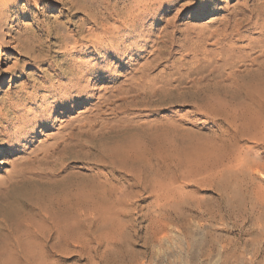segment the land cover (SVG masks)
Masks as SVG:
<instances>
[{
    "label": "rangeland",
    "instance_id": "1",
    "mask_svg": "<svg viewBox=\"0 0 264 264\" xmlns=\"http://www.w3.org/2000/svg\"><path fill=\"white\" fill-rule=\"evenodd\" d=\"M108 1L124 4L127 0ZM253 1L163 0L158 10L157 5L152 7L155 17L145 27L139 25L132 30L133 38L127 40L120 36L122 24L117 22L103 44L84 40L78 46H73L75 37L65 42L60 32L56 38L54 30L58 25L63 26L62 31H72L73 24L80 27V11L69 10L57 0H40L38 5L33 0H9L4 11L0 4V12L8 20L0 28L3 32L0 37V74L3 76L0 129L5 134L13 131L7 142L8 134L0 140V263L17 255L9 264H23L19 261L20 245L36 239L34 230L39 234L49 231V223L43 220L42 213L45 210L50 213L52 208L54 214H50L56 218L59 212L52 207V202L61 197L60 192L64 190L73 197L76 188H80L79 193L85 200L82 220L96 216L100 246L95 248L96 244H90L91 250L86 247L80 256L79 249H67L63 240L66 236L61 234L51 240L58 254L45 264H104L105 251L110 252L106 247L110 239L129 251V260L109 264H264V102L249 101L252 92H259L260 79L256 74L264 68V26H260L264 18L254 12L248 16L245 7ZM49 26L51 31L47 30ZM98 33L103 35L101 30ZM83 35L89 32L86 30L79 36ZM17 38L29 39L31 56L37 57L36 60H29L30 56L15 48ZM171 38L174 42H170ZM162 49L163 56L166 55L161 64L151 65ZM75 64L80 71L69 73L68 69ZM145 66L152 73L149 82L152 85L156 82V87L163 89H151L153 94L166 100L163 104L134 106L131 102L137 100V93L126 94ZM55 73L67 78L54 84ZM157 73L163 80L168 77H165L168 81L153 80ZM81 75V85L68 91L70 79ZM45 86L55 93L45 91ZM247 86H252V90ZM30 93L35 98L28 101ZM61 99L65 101L63 105ZM199 101H203L202 106ZM47 114H51L49 121H37ZM22 122L28 126L39 124L29 131H16L15 127ZM81 125V134L73 139V144L79 143L77 149L83 158L77 160L69 157L70 154L63 157L59 152L63 146L56 147L58 142ZM10 138L16 141L15 147L10 146ZM133 143L139 145L134 144L141 154L136 155L140 150L134 146L132 149ZM50 147L58 149L52 156L43 158L45 149ZM124 148L128 149L124 151L126 155ZM155 148L162 150L155 151ZM151 149L160 151L154 152L155 159ZM117 150L121 153H116ZM122 154L131 157L128 160ZM143 154L153 167L145 162L146 157L140 158ZM108 157L111 161H107ZM136 158L145 162L137 164L139 168L135 165ZM131 159L134 160L131 162ZM28 160L37 162L27 164ZM196 161V165L203 162L204 169L202 173L203 167L195 166L193 175L192 166ZM128 162L135 169L127 166ZM157 162L163 164L159 165L161 170L155 168ZM179 166L184 170L179 171ZM125 167L129 170L131 167L130 172ZM153 171H163L165 176L156 172L154 175ZM140 178L145 180L142 182ZM215 185L223 189L224 200L219 199ZM24 195L37 204V209L32 212L28 206L19 204V213L8 215L15 204L13 200H25ZM89 229L84 228V232ZM33 233L34 238H29ZM42 250L37 248L41 254Z\"/></svg>",
    "mask_w": 264,
    "mask_h": 264
},
{
    "label": "bare ground",
    "instance_id": "2",
    "mask_svg": "<svg viewBox=\"0 0 264 264\" xmlns=\"http://www.w3.org/2000/svg\"><path fill=\"white\" fill-rule=\"evenodd\" d=\"M31 2L32 0H28V2ZM33 1H35V4H37L38 5V3H39V1L40 0H33ZM170 1H172V2H174V1H176V0H170ZM57 2L59 3V4H61L62 6H68V9L69 10H77V11H80V13L82 14V17H81V22H82V24L80 25V27L79 26H77L76 24H73V26H74V28L72 29V31H67V30H65V31H62L61 30V28L63 27H60V25H58V27L59 28H57L56 30H54L55 32H56V35H57V39L59 38V35L60 34H62V35H60V38L61 39H63V37L65 38V42H66V40H69L70 38H74L75 40H73L72 41V43H73V46H78V45H80L81 44V41H84V40H86V41H90V42H94V43H99V44H103L104 43V41L105 40H107L110 36H111V34L113 33L112 31H111V29L115 26V24L118 22V23H121L122 24V29L119 31L120 33H121V35L120 36H123V38L124 39H130V38H133V36H132V34H131V32H132V30L133 29H135V27L137 28L139 25H142V26H146L147 25V21L150 19V18H154L155 17V13L153 12V10H152V7L154 6V5H157V6H155L156 7V9L158 10L159 9V7L162 5V3H163V0H127L124 4H120V2L119 1H117V2H115V3H112V2H109L108 0H57ZM204 2V1H203ZM0 4H3V8H2V10L4 11L5 9H6V7L8 6V4H9V0H0ZM34 4V5H35ZM246 5V4H245ZM204 6H206L205 5V3H204ZM158 7V8H157ZM135 10H137V13L135 14H133V12H135ZM244 10V9H243ZM245 10L246 11H248V13L250 14V15H248V16H251V13L253 14V12L254 13H257V14H255V15H258L257 17H262V18H264V0H254L253 1V3L252 4H250V5H248L247 7H245ZM246 14V13H245ZM241 15V14H240ZM10 17V16H9ZM241 17V16H240ZM242 18H243V16H242ZM245 19H246V17H245ZM262 20V19H261ZM7 21L8 20H6V16L4 15V12H0V28L2 27L3 28V26L4 25H6L7 24ZM112 21V22H111ZM258 23H259V21H257ZM263 22H264V19H263ZM93 24L92 26H90V27H86V25L87 24ZM259 25V24H258ZM260 26H264V23L262 24V25H260ZM78 27V29H76ZM175 27V26H174ZM51 29V27L49 26V27H47V30L48 31H51L50 30ZM70 29V28H69ZM264 29V28H263ZM81 30V31H80ZM88 31L89 32V35H83V36H79L80 34H81V32H85V31ZM99 30H101L102 32H103V35H100L99 33H98V31ZM127 30H129L127 33H125V31H127ZM143 30V29H142ZM62 31V32H61ZM58 32H60V34L58 33ZM2 34H3V32H1V30H0V37L2 36ZM19 37V36H18ZM77 37V38H76ZM173 39H174V37H172ZM171 38V40H170V42L173 40ZM17 41H18V43L15 45V48L16 49H18L20 52H22V53H25V54H27L28 56H30V57H28L29 58V60H36L37 59V57H35V56H31V53H32V50L31 49H29L30 47H31V44L29 43V39L28 38H26V39H23V40H21V39H19V38H17L16 39ZM199 40V39H198ZM65 42L64 43H62L61 45L62 46H64L65 45ZM173 42H174V40H173ZM12 43L14 44L15 43V41H12ZM137 43V42H136ZM10 44V43H9ZM139 44V43H138ZM174 43H172V45H173ZM135 45V44H134ZM142 45V44H141ZM170 45H171V43H170ZM166 46V45H165ZM164 46V47H165ZM168 46H169V44H168ZM167 47V46H166ZM168 48V47H167ZM170 48V47H169ZM40 50H43V48H40ZM170 50H172V49H170ZM163 49L153 58V60L151 61L152 62V64L151 65H153V64H155V65H160L161 64V61L163 60V57L166 55H164L163 56ZM167 51H169V49H167ZM165 52V51H164ZM172 52V51H171ZM168 54L170 55L171 53H170V51L168 52ZM38 59H40V58H38ZM176 62V61H175ZM177 63V62H176ZM147 64H150V63H147ZM175 63H173V65H174ZM151 65H150V67H151ZM92 66V65H91ZM146 66H148V65H146ZM145 66V67H146ZM150 67H146V68H142L143 69V71L141 72V75L139 76V78L137 77V81H135L134 83L135 84H133V83H131L130 84V86L127 88L128 89V92L126 93V94H129V93H137V95L135 96V98L137 99V100H135V101H133V102H131L132 104H134V106L135 105H145V106H147V107H153V106H157V105H160V104H163V102H165L164 100H162V98L159 96V94L157 95V94H155V92H154V90H153V92H154V94L151 92V89L153 88V89H155V90H158L159 89V87L160 86H158V87H156V82L152 85V83L151 82H149L150 80H148L150 77H151V74H150ZM175 67H176V65H175ZM178 67V69H179V67L180 66H177ZM201 67V66H200ZM152 69H153V67H151ZM77 69H79V65L78 64H75V65H73L70 69H68V71H69V73H72V71L71 70H73L74 72L77 70ZM151 69V70H152ZM176 69V68H175ZM183 69V68H182ZM187 69V68H186ZM205 69V68H204ZM180 70V69H179ZM188 71H189V69H187ZM77 71H80V70H77ZM188 71H186V72H188ZM193 71V70H192ZM192 71H189V72H191L192 73ZM196 71V70H195ZM261 71V70H260ZM161 72V71H160ZM172 72H174V71H172ZM180 72V71H179ZM183 72V71H182ZM10 73V72H9ZM13 73V72H12ZM175 73H176V71H175ZM175 73H172V74H175ZM198 73V72H197ZM161 74H163V73H161ZM165 74V73H164ZM169 74V73H168ZM177 74V73H176ZM179 74H182V73H179ZM192 74H194V71H193V73ZM191 74V75H192ZM160 73H157L156 74V76H155V74H154V77H153V80H155V81H158L159 80V78H160ZM167 75V74H166ZM183 75V74H182ZM181 75V76H182ZM187 75H189L188 73H187ZM190 75V76H191ZM206 75V74H205ZM256 75H258L259 76V79H260V85H258L259 86V90H257V91H259V92H255V93H253L252 92V94H250L252 97H251V99L249 100V101H252V100H254V101H259L260 103L261 102H264V68H263V70L259 73V74H256ZM150 76V77H149ZM153 76V75H152ZM167 76H169V75H167ZM173 76V75H172ZM180 76V77H181ZM3 77V76H2ZM1 77V74H0V79H3ZM81 77H82V75L79 77V76H75L74 78H71L70 79V81L72 80V82H70L71 84H70V86L68 85V87L66 86V89H68V91H70L71 90V88H77V87H79V85H81V82H82V79H81ZM149 77V78H148ZM163 77V76H162ZM160 78V79H162V81L161 82H163V81H165L166 80V78H168V77H164V80H163V78ZM184 77V76H183ZM185 77H187L186 75H185ZM184 77V78H185ZM65 78H67L65 75H63L62 73H55L54 74V76H53V78H52V81L55 79V81H54V84H57L58 83V81H60V80H62V79H65ZM83 78V77H82ZM152 78V77H151ZM173 78V77H172ZM172 78H171V76H170V78L169 79H171L172 80ZM178 78V77H177ZM183 78V79H184ZM187 79V78H186ZM185 79V80H186ZM136 80V79H135ZM174 80H176V79H174ZM177 80H179V79H177ZM166 81H168V80H166ZM166 81L164 82V83H166ZM173 81V80H172ZM182 81V80H181ZM152 82H154V81H152ZM169 82H171V81H169ZM159 83V82H158ZM183 82H181V84H182ZM162 84V83H161ZM179 84H180V81H179ZM179 84H177V85H175V86H178ZM157 85H159V84H157ZM164 85V84H163ZM162 85V87L164 88V87H167V86H163ZM165 85H168V84H165ZM170 85H171V83H170ZM170 85H168L169 87H170ZM173 86V85H172ZM180 86V85H179ZM184 86V85H183ZM254 86V85H253ZM256 86V85H255ZM254 86V87H255ZM169 87H168V89H169ZM174 87V86H173ZM172 87V88H173ZM248 87V86H247ZM257 87V86H256ZM171 88V87H170ZM178 88V87H177ZM180 88H181V86H180ZM179 88V89H180ZM249 88V87H248ZM251 88H253L252 86L249 88V89H251ZM127 89L125 90V92L127 91ZM162 89V88H161ZM161 89H159V90H161ZM164 89H166V88H164ZM255 89V88H254ZM163 90V89H162ZM178 90V89H177ZM247 90V89H246ZM252 90V89H251ZM45 91H47L48 93H55V91L54 90H52L51 88H49L48 86H45ZM166 90H164V92H165ZM170 91H172V89L170 90ZM157 92V91H156ZM167 92V91H166ZM168 92H169V90H168ZM85 93V92H84ZM162 93V92H161ZM170 93V92H169ZM248 93H250L249 91L247 92V94ZM164 94V93H163ZM171 95H172V93H170ZM169 94V95H170ZM246 94V96H248ZM29 96H28V101L29 100H33L34 98H35V96H34V94H32V93H30V94H28ZM201 95V94H200ZM199 95V96H200ZM205 95V94H204ZM236 95V94H235ZM245 95V94H244ZM244 95H242V99H243V96ZM166 96V95H165ZM164 96V97H165ZM168 96V95H167ZM187 96V95H186ZM182 97V96H181ZM184 97V96H183ZM190 97V96H189ZM198 97V96H197ZM167 98V97H166ZM173 98V97H172ZM187 98V97H186ZM191 98V97H190ZM199 98V97H198ZM197 98V99H198ZM235 98V97H234ZM164 99V98H163ZM177 99V98H176ZM192 99V98H191ZM23 100V99H22ZM167 100H170V98L169 99H167ZM172 100V99H171ZM202 100V99H201ZM246 100V99H245ZM190 101V100H189ZM193 102H194V100H192ZM191 101V102H192ZM60 102L62 103V105L64 104V100L63 99H61L60 100ZM172 102H173V100H172ZM172 102H170V103H172ZM200 102V101H199ZM203 102V101H202ZM202 102H200V104L202 103ZM206 102V101H205ZM247 102V101H246ZM253 102V101H252ZM130 103V102H129ZM167 103H169V102H167ZM255 103V102H254ZM132 104H130L131 106H132ZM204 104V103H203ZM246 104V103H245ZM253 104V103H252ZM257 104H259L258 102L256 103V106H257ZM201 106H202V104H201ZM261 106H262V104H261ZM260 106V107H261ZM7 107V106H6ZM144 107V106H143ZM259 107V106H258ZM264 107V106H263ZM262 107V108H263ZM3 108V107H2ZM255 108V107H254ZM41 110V109H40ZM142 110V109H141ZM139 111H140V109H139ZM41 112V111H40ZM250 113V112H249ZM255 114V113H254ZM257 114V113H256ZM51 114H47V116L46 117H44V119H37V121H41V123H46L47 121H49V119H50V116ZM257 116V115H256ZM259 117H261L260 116V114H259ZM251 118V117H250ZM261 119V118H260ZM1 120H3V119H1V117H0V121ZM17 120H19V119H17ZM254 120V119H253ZM32 121V120H31ZM79 122V121H78ZM254 122V121H253ZM24 122H22V124H20L18 127H15V129H17L16 131H18L19 129L20 130H32V129H30V128H32V127H34V126H36L37 124H39V123H34V125H31V126H28V125H26L25 123L23 124ZM257 124V123H256ZM13 125H14V123H13ZM81 127H82V125L81 126H78L77 127V129L75 130V131H72V133H70L69 132V134L68 135H66L65 134V136H63V141L62 142H58V146H56L57 145V143L54 145V147L56 146V147H58L59 148V146H63L62 147V149H60L59 148V152L62 154V156L63 157H66L65 156V154H70V156L69 157H74L75 159H77V160H80V158L82 159L83 158V156L81 155V153H80V151L77 149L78 147H79V143H76V145L75 144H73V139L75 138V137H78L80 134H81ZM12 129H13V127H12ZM5 131V130H4ZM12 130L11 131H9L7 134H5L1 129H0V140H1V138H5L6 137V135H7V137H6V139H5V142H7L8 141V138L10 137V135H12ZM168 133V132H167ZM161 134H163L164 135V133H161ZM155 135V134H154ZM167 135H169V133L167 134ZM152 136H153V134H152ZM152 136H150V138L152 137ZM158 136V135H157ZM159 136H161V135H159ZM164 136H166V135H164ZM162 137V136H161ZM149 138V139H150ZM153 138V137H152ZM156 138V137H155ZM155 138H153V139H155ZM158 138V137H157ZM11 139V138H10ZM19 139V138H18ZM152 139V140H153ZM161 139V138H160ZM56 140H58V139H56ZM156 140V139H155ZM162 140V139H161ZM132 141V140H131ZM148 141H150V140H148ZM147 141V142H148ZM11 142V144H10V146H16L15 144H16V141L15 140H9V143ZM134 142V141H133ZM152 142H154V141H152ZM175 142V141H174ZM132 143V142H131ZM150 143V142H149ZM157 143V142H156ZM135 143H133V145H131L132 146V149H133V146H134V149H136V150H140L139 148L137 149V147L135 148V145L137 144H135ZM162 144V143H161ZM153 145V144H152ZM156 145V144H155ZM176 145V144H175ZM128 146V145H127ZM136 146H139V145H136ZM122 147V146H121ZM123 147H126V146H123ZM148 146H146V148H147ZM152 147V146H151ZM160 147V146H159ZM58 148H53L52 149V147H50V149L49 148H47V149H45V155L43 156V158H45L47 155H49V156H52L53 155V153L54 152H56L57 151V149ZM128 148V147H127ZM126 148V150H128ZM149 148V147H148ZM152 148H154V147H152ZM162 148H164V147H162ZM193 148V147H192ZM75 149V152L73 151ZM156 149L157 150H160V149H158V148H155L154 150L156 151ZM51 150H53V152L51 151ZM116 150V149H115ZM125 150V148H124V150H123V154L124 155H126L125 154V152L124 151H126ZM145 150V149H144ZM147 150V149H146ZM150 150V149H149ZM151 150H153V149H151ZM151 151V153L153 152V158H154V152L155 151ZM162 150V149H161ZM173 150H175L174 148H173ZM177 150V149H176ZM192 150V149H191ZM108 151V150H107ZM106 151V152H107ZM113 151V150H112ZM133 151L134 150H132V153H133ZM110 152V151H109ZM116 152V151H115ZM115 152H114V154H115ZM130 152V151H129ZM137 153H136V155L137 154H141V150H140V153H138V151H136ZM145 152V151H144ZM148 152V151H147ZM146 152V153H147ZM39 153V152H38ZM111 153V152H110ZM116 153H121V151L120 150H117V152ZM131 153V154H132ZM155 153H160V151L158 152H155ZM190 153H192V151L190 152ZM189 153V154H190ZM113 154V153H112ZM113 154V157L115 156ZM121 155V156H123V158L125 157H127L128 158V156H130L131 157V155L130 154H128V156H124V155ZM161 154H162V152H161ZM209 154V153H208ZM107 155V154H106ZM109 155V154H108ZM107 155V156H108ZM117 156H120V155H118V154H116ZM132 155H135V154H132ZM135 155V156H136ZM148 155V154H147ZM156 155V154H155ZM192 155V154H191ZM33 156V155H32ZM42 156V155H41ZM111 156V155H110ZM116 156V158H121V157H117ZM135 156H134V158H135ZM144 156V157H143ZM149 156V155H148ZM159 156H160V154H159ZM159 156H158V159H159ZM68 157V156H67ZM103 157H104V154H103ZM146 156L143 154L142 155V157H141V155H140V158H145ZM149 157H152V155L151 156H149ZM161 157V156H160ZM190 157H193V156H189V158ZM212 157V156H211ZM215 157H217V156H215ZM43 158H40V159H38V160H40V161H43L44 159ZM86 158V157H85ZM84 158V159H85ZM104 158H106V157H104ZM110 157H108V159H109ZM122 158V160H124ZM140 158H139V160H140ZM156 158H157V156H156ZM187 158V157H186ZM185 158V159H186ZM195 158V157H194ZM208 159L210 158V157H207ZM213 158V157H212ZM29 159V158H28ZM87 159V158H86ZM107 159V158H106ZM111 159H113L112 158V156H111ZM118 159V160H119ZM137 159V162H136V167H138V166H140V165H138L137 166V164H140L142 161L144 162V160H141V162H139V160H138V158H136ZM147 161H145L146 163L147 162H149L148 161V159H147V157L145 158ZM152 159V158H151ZM151 159H150V161H151ZM155 159V158H154ZM160 159H162V158H160ZM160 159H159V161H160ZM166 159V158H165ZM198 159H201V158H198ZM198 159H197V161H198ZM203 159H205V160H207L206 159V157L205 158H203ZM203 159H202V161H203ZM216 159H218V158H216ZM99 160V159H98ZM105 160V159H104ZM104 160H102L103 162H106V161H104ZM115 160V159H114ZM126 160V159H125ZM128 160H129V158H128ZM132 160H134V159H131V162H132ZM157 160V159H156ZM163 160V159H162ZM188 160L189 159H187V164L189 163L188 162ZM193 161H194V159H192ZM195 160H196V158H195ZM204 160V161H205ZM107 161H111L110 159L109 160H107ZM116 161V160H115ZM119 161H121V160H119ZM136 161V160H135ZM134 161V162H135ZM154 161V160H153ZM152 161V162H153ZM158 161V162H159ZM164 161V160H163ZM169 161V160H168ZM175 161V160H174ZM182 161H185V160H182ZM181 161V162H182ZM190 161V160H189ZM197 161L194 163L195 165H193L192 166V164H190L193 168H192V170L194 169V167L195 166H197L196 165V163H197ZM200 161V160H199ZM201 161V162H202ZM37 162V160H28L27 161V164L28 163H36ZM123 162H125V161H123ZM130 162V161H129ZM128 162V164H127V166H129L130 165V163ZM134 162L133 163H131V164H134ZM139 162V163H138ZM144 162V163H145ZM155 162V161H154ZM157 162V164L155 163V165L157 166V167H155V165H154V167L157 169V170H161V169H159V167L160 166H163V164H159L160 162H162V161H160L159 163ZM166 162V161H165ZM109 163V165H110V162H108ZM112 163V162H111ZM122 162H120V164H121ZM143 163V164H144ZM151 162H149V164H150ZM162 163H164V162H162ZM180 163V162H179ZM179 163H178V165H179ZM185 163H186V161H185ZM185 163H183V165L185 164ZM199 163V162H198ZM203 163V162H202ZM199 164V165H201V167H203V164ZM106 164H107V162H106ZM125 164V163H124ZM177 164V163H176ZM187 164H185V166L187 165ZM153 165V164H152ZM160 165V166H159ZM182 165V164H181ZM198 165V167H200ZM122 166H126V165H123L122 164ZM121 166V167H122ZM131 166V165H130ZM141 166H144V165H141ZM147 166V165H146ZM145 166V167H146ZM177 166V165H176ZM191 166H190V168L188 169V172H189V170L191 169ZM32 167V166H31ZM117 167V166H116ZM133 169H135L134 168V166L132 165L131 166ZM131 167H130V170H131ZM148 168H149V166H147ZM150 167H153V166H151V164H150ZM178 167V166H177ZM179 167H181V166H179ZM184 167V166H183ZM187 167H189V165L187 166ZM200 167V168H201ZM129 167H125V169L126 170H129L128 169ZM139 168V167H138ZM141 168V167H140ZM164 168V167H163ZM163 168H162V170H163ZM182 168V167H181ZM179 168L180 170L179 171H183L184 169L182 168ZM186 168V167H185ZM196 168V167H195ZM205 168H206V166H205ZM122 169H124V167L122 168ZM142 169V168H141ZM146 169V168H145ZM151 169V168H150ZM154 169V168H153ZM153 169H151V171L153 170ZM204 169V167L201 169V171ZM130 170H129V172H130ZM143 170H144V167H143ZM147 170V169H146ZM145 170V171H146ZM149 170V169H148ZM147 170V171H148ZM168 170L170 171V169L168 168ZM168 170H165V171H167L168 172ZM172 170H174V169H172ZM192 170L190 171V176H191V172H192ZM197 170V169H196ZM207 170H209V169H207ZM125 171V170H124ZM140 171V170H139ZM176 171V170H175ZM178 171V172H179ZM194 171V170H193ZM198 171V170H197ZM196 171V172H197ZM141 172H142V170H141ZM149 172V171H148ZM156 172V175H159V174H164V172L162 171V173L161 172H157V171H153V174ZM171 172V171H170ZM188 172L186 171L185 173H187V176L189 175L188 174ZM205 172H206V169H205ZM208 172H210V171H208ZM221 172H222V170H221ZM225 171H223V175H225V173H224ZM132 173V172H131ZM140 173V172H139ZM169 173V172H168ZM176 173V172H175ZM183 173V172H182ZM202 173H203V171H202ZM133 174V173H132ZM131 174V175H132ZM143 174V173H142ZM150 174V173H149ZM173 174H174V171H173ZM193 174V173H192ZM199 174H200V171H199ZM212 174V173H211ZM219 174H220V171H219ZM140 175H141V173H140ZM144 175H145V173L143 174V178H144ZM152 175V174H151ZM155 175V174H154ZM168 175V174H167ZM177 175V174H176ZM176 175H174V176H176ZM193 175H195V171H194V174ZM192 175V176H193ZM217 175V174H216ZM150 176V175H149ZM148 176V177H149ZM164 176H165V174H164ZM163 176V177H164ZM183 176H185V174L183 175ZM217 176H220V175H217ZM136 177V176H135ZM134 177V178H135ZM157 177H159V176H157ZM157 177H155L154 179H156ZM223 177V176H222ZM230 177V176H229ZM160 178V177H159ZM220 178V177H219ZM225 178V177H224ZM223 178V179H224ZM233 178V177H232ZM139 179V178H138ZM141 179L142 178H140V181H141ZM154 180L153 178H150L149 180ZM162 179V178H161ZM215 179H217V178H215ZM222 179V178H221ZM57 180V179H56ZM135 180H137V179H135ZM145 180V179H144ZM143 179H142V182L144 181ZM147 180V179H146ZM151 180V181H152ZM220 180V179H219ZM231 180V179H230ZM229 180V181H230ZM139 181V180H138ZM137 181V182H138ZM156 181V180H155ZM157 181H159V179L157 178ZM221 181H219L218 183H220ZM140 183V182H139ZM138 183V184H139ZM148 183V182H147ZM150 183V182H149ZM153 183H154V181H153ZM158 183H160V182H158ZM157 183V184H158ZM141 184V183H140ZM143 184V183H142ZM145 184V183H144ZM151 184V183H150ZM58 185V184H57ZM216 185H217V183H216ZM215 185V186H216ZM58 186H61L60 184L58 185ZM63 186V185H62ZM50 186H48L47 188H49ZM65 187L67 188V187H74V185H70V186H66L65 185ZM76 188V187H75ZM77 189V191H76V193H75V195H73V197H71L68 193H66V191H61L60 192V198L57 200V201H53L52 202V207H54L55 209H57L58 210V214L57 213H55V214H57L56 215V218H54V217H52V214H54L52 211H54V210H52V208L50 209L51 210V212H52V214H50L49 213V211L48 210H45L44 211V213H42L43 214V220H45L47 223H49V231L48 232H42V233H38V230L36 231V230H34L35 232H36V236H35V233H33L34 235H28V237L29 238H34V237H32V236H35L36 237V239H38L39 240V243L38 242H35L36 241V239L34 240H31V241H27V243L26 244H21L20 246V248H21V251H20V255H19V258H20V263H23V264H45L46 263V261H48L47 259H49L51 256H53V255H57L58 253L56 252V251H54V242H51V240L53 241L54 239H56L58 236H60L61 234H64L66 237H65V239H63V238H61V237H63V236H61L60 238L61 239H63L64 241H65V243L64 244H66V247H67V249H71L72 251L73 250H75V249H79V254H80V256L83 254V251L85 250V248L87 247V249L89 248H91L89 245L90 244H96V246H95V248L96 247H99L100 246V242L101 241H99L98 240V236L96 235V232H97V230H98V224L96 225V223H97V219H96V216L95 217H91L88 221H86V220H82L83 218L81 217L82 216V213H81V209L84 207L83 205H84V202L83 201H85V200H83V198H82V195L83 194H80L79 193V190H80V192H81V189L80 188H76ZM216 189L219 191V199L220 200H224L225 198V196H224V191H222L223 189L221 188V187H219V186H216ZM97 190V189H96ZM83 193V192H82ZM95 193H96V191H95ZM110 193V192H109ZM126 193V192H125ZM125 193H124V195H125ZM126 195H128L127 193H126ZM25 196V195H24ZM169 196V195H168ZM27 196H25V200H23V199H18V201L17 200H13L14 201V203L15 204H13L12 206V209L10 208L9 210H8V212H7V214L8 215H10V214H14L15 212L16 213H19V211H20V209L18 208V205L20 204V207H22V206H28L29 207V209L33 212V211H35L36 209H37V204L34 202V201H32V200H27V198H26ZM124 197V196H123ZM127 197H130V195H128ZM165 197H167V196H165ZM125 198V197H124ZM126 199V198H125ZM127 200V199H126ZM88 201V200H87ZM87 201H86V203H87ZM103 201V200H102ZM120 201V200H119ZM28 203H29V205H28ZM85 203V204H86ZM97 203V202H96ZM105 203V202H104ZM40 204H42L43 205V203H40ZM95 204V203H94ZM41 205V206H42ZM45 205V204H44ZM43 205V206H44ZM96 205V204H95ZM89 206V205H88ZM87 206V207H88ZM123 206V205H122ZM180 206H181V204H180ZM183 206V205H182ZM39 208V207H38ZM43 208V207H42ZM114 209V208H113ZM117 209V208H116ZM121 209V208H120ZM119 209V210H120ZM91 210L93 211V210H95L94 208H91ZM108 210V209H107ZM106 210V211H107ZM172 210V209H171ZM18 211V212H17ZM39 211V210H38ZM99 211V210H98ZM109 211V210H108ZM121 211V210H120ZM173 211V210H172ZM40 212V211H39ZM96 213H97V211H95ZM102 212V211H101ZM115 212V211H114ZM119 212V211H118ZM118 212H116V215H117V213ZM15 213V215H17ZM107 213V212H106ZM111 213H112V211H111ZM89 214V213H88ZM114 214V213H113ZM119 214V213H118ZM86 215V214H85ZM91 215H93V214H91ZM84 216V215H83ZM99 216V215H98ZM97 216V217H98ZM22 217V216H21ZM110 217V216H109ZM100 218V217H99ZM86 219V218H85ZM111 219V218H110ZM115 220V219H114ZM21 221V220H20ZM18 223V222H17ZM105 223H107V222H105ZM113 223H114V221H113ZM101 224H102V222H101ZM101 224H99L100 225V227H103ZM19 225V224H18ZM26 225V224H25ZM36 227V226H35ZM86 227H89L90 229L88 230V232H84L85 230H84V228H86ZM106 227V226H105ZM45 228V227H44ZM47 228V227H46ZM37 229H40V228H38L37 227ZM26 230V229H25ZM45 230V229H44ZM40 231V230H39ZM23 234H25V233H23ZM31 234V233H30ZM84 235H86L87 236V239H85L83 236ZM85 236V237H86ZM28 238V239H29ZM109 238V237H108ZM59 239V238H58ZM57 239V240H58ZM27 240V239H26ZM101 240H102V238H101ZM20 241V240H19ZM58 242V241H57ZM108 243L106 244V247L107 248H110V252H108V251H105V255L103 256V258H104V261H103V263L104 264H109L110 262H118V263H120V262H127L129 259H128V257H129V255H128V252H127V250H125L122 246H120L119 245V243H117L116 241H111V239L109 240V241H107ZM62 243V244H63ZM57 244H59V243H57ZM61 244V245H62ZM102 244H104V243H102ZM61 245H59V246H61ZM57 247H59L58 245H56ZM89 246V247H88ZM19 247V246H18ZM17 247V248H18ZM38 247H40L41 249H43L42 251H44L43 252V254H41L40 252H38L37 251V248ZM56 247V248H57ZM66 247H65V250H67L66 249ZM16 248V247H15ZM39 250V249H38ZM63 250V249H62ZM91 250V249H90ZM114 250V251H113ZM39 251H41V250H39ZM69 251V250H68ZM68 251H66V252H68ZM134 253V252H133ZM12 254V253H11ZM131 254V253H130ZM15 254H13V256H14ZM12 256V257H13ZM17 256V255H16ZM16 256H14V258L16 257ZM131 256V255H130ZM133 257V256H132ZM13 258V259H14ZM45 258H46V260H45ZM52 258V257H51ZM79 258H81V257H79ZM131 258V257H130ZM1 259V258H0ZM13 259H10V260H13ZM10 260L9 261H7V262H2V263H0V264H9V262H10ZM130 260H132V259H130ZM16 261V260H15ZM12 262V261H11ZM10 262V263H11ZM16 264H18L17 262H16Z\"/></svg>",
    "mask_w": 264,
    "mask_h": 264
}]
</instances>
